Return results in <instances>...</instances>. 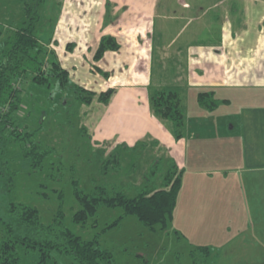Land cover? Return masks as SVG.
<instances>
[{
    "label": "rangeland",
    "instance_id": "rangeland-1",
    "mask_svg": "<svg viewBox=\"0 0 264 264\" xmlns=\"http://www.w3.org/2000/svg\"><path fill=\"white\" fill-rule=\"evenodd\" d=\"M100 1L45 0L39 6L36 35L47 49L46 62L49 55L57 58L61 42L76 43L73 50L88 43L94 45L87 42V38L96 31L82 20ZM22 16L20 0H0V49L2 42L20 25ZM98 42L92 47L94 51ZM86 52L82 60H91L93 55L89 54V48ZM74 53L79 54V51ZM67 57L63 60L58 57L61 66L66 65L64 61L69 58L73 59L70 54ZM128 67L126 65L125 69ZM93 69V75L98 73L101 81L94 91L99 94L108 90V76L101 75L96 66ZM87 77L90 80L92 75L87 73ZM69 78L65 87H60L56 80L50 85L36 84L31 76L18 83L19 107L12 113V123L15 128L23 129L21 138L13 140L6 130L0 134L2 221L15 223L8 206L11 200L36 207L44 223H50L61 209L62 225L83 239L98 236L99 246L112 253L115 264H264V168H250L246 162L254 158L248 154L249 158L245 159L243 146L235 143V140L241 141L237 112L243 108L239 106L240 100L229 98L207 111L199 132L205 135L203 138L210 137L212 143L215 142L214 152L204 153L191 147L174 218L167 221L165 228L150 230L134 215L120 217L123 213L120 207L105 206H100L82 225L72 220L74 211L80 207L75 188L90 193L95 185L103 184L122 189L132 197L146 184L161 185L169 155L152 142L146 146L144 141L138 142L131 151L120 147L112 152V139L105 138L104 133L109 128L116 129L120 119L107 106L108 102L95 98L92 103L78 100V93L85 91L76 90L77 85H81L77 73L69 72ZM153 89L156 88L152 86L150 90ZM30 141L37 142L39 150L47 152L42 169L36 172L31 170L29 156L24 155ZM116 152L120 167L103 173V161ZM211 161L220 163L211 174L193 172L195 167L209 165ZM155 165L156 170L150 174ZM10 174L13 178L11 193L6 191ZM118 218L117 225L107 227ZM2 226L0 223V238L4 234ZM18 233L40 237L30 228L15 234ZM201 246H207L209 251L200 249ZM27 249H18V264H36L38 252ZM51 255L55 264H80L70 254L52 250Z\"/></svg>",
    "mask_w": 264,
    "mask_h": 264
},
{
    "label": "crops",
    "instance_id": "crops-1",
    "mask_svg": "<svg viewBox=\"0 0 264 264\" xmlns=\"http://www.w3.org/2000/svg\"><path fill=\"white\" fill-rule=\"evenodd\" d=\"M82 21L96 31L87 38L94 45L68 51L67 43L61 42L56 59L69 54L76 59L69 58L62 66L77 73L80 84L89 89L96 90L101 82L91 71L94 66L108 73L107 86L113 92L106 105L120 119L116 129L104 133L112 139V152L152 142L183 169L191 147L214 152L215 142L199 132L207 109L196 98L199 91L213 90L217 103L240 100L241 141L235 143L243 146L245 159L248 154L254 158L246 162L250 168H264V0H101ZM103 35L114 36L119 48L106 51L97 61L82 60L88 48L93 55L92 47ZM152 86L180 93L185 121L181 138L175 139L172 122L151 112ZM219 164L211 161L193 172L211 174Z\"/></svg>",
    "mask_w": 264,
    "mask_h": 264
},
{
    "label": "trees",
    "instance_id": "trees-1",
    "mask_svg": "<svg viewBox=\"0 0 264 264\" xmlns=\"http://www.w3.org/2000/svg\"><path fill=\"white\" fill-rule=\"evenodd\" d=\"M23 16L20 25L17 26L8 39L2 42L0 49V134L3 130L9 132L13 140H20L23 129L13 126L12 113L18 109L20 90L18 83L27 76L36 84L50 85L56 80L60 87H65L70 81L69 72L62 67L53 56L46 59L47 49L37 37V26L40 20L38 8L45 0H20ZM74 42H69L67 48L73 49ZM119 43L112 35L101 36L93 53V60H99L106 51L117 50ZM101 74L108 76L107 72ZM76 98L90 103L93 98L100 102H108L113 90L109 88L99 94L82 85H77ZM76 91V92H77ZM149 103L151 112L173 123L174 137L179 139L183 134L184 115L181 109L180 93L172 88H156L149 90ZM213 90H203L197 93V102L200 106L213 110L217 104ZM222 101H227L226 99ZM2 110V108H4ZM27 135L29 133L25 132ZM136 145V144H135ZM46 150L40 151L37 142H29L24 155L30 158V167L33 172L41 170ZM118 153L110 155L102 163V172L107 173L120 167ZM155 167L150 174L156 170ZM183 168H179L174 159H168V167L163 175L160 186L146 184L132 197L126 195L122 189L109 188L107 185H95L90 193L75 188L74 194L80 203V207L74 211L72 220L84 225L89 217L94 216L100 206L109 208L120 207L122 215H134L148 229L155 231L157 228H165L167 221L174 217L178 193L181 189ZM12 175L10 174L6 184V191L11 193ZM9 211L14 216L15 223L2 221L3 236L0 238V264H18L17 251L20 247H27L38 252L36 264H55L51 251L73 255L80 264H115L112 253L99 246L98 236L92 239H83L73 233L61 223V209L50 223H44L40 219L36 207L23 202L9 201ZM119 218L108 224L107 227L117 225ZM16 225V226H15ZM23 228L34 230V234L40 237L26 234H15ZM200 249L208 252L207 246Z\"/></svg>",
    "mask_w": 264,
    "mask_h": 264
}]
</instances>
